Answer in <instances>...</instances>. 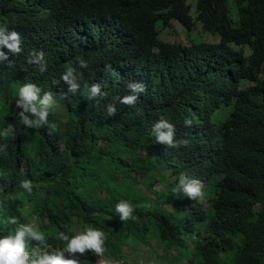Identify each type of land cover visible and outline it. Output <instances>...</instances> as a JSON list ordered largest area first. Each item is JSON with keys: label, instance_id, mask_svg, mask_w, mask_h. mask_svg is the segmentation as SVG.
Instances as JSON below:
<instances>
[{"label": "trees", "instance_id": "trees-1", "mask_svg": "<svg viewBox=\"0 0 264 264\" xmlns=\"http://www.w3.org/2000/svg\"><path fill=\"white\" fill-rule=\"evenodd\" d=\"M195 9L186 0H0V27L18 32L23 50L0 45L8 55L0 131L17 128L15 139L0 137V236L14 234L18 225L4 221L15 216L37 225L52 248L66 246L58 230L101 229L111 261L121 262L126 247L155 249L156 263L264 264V0H196ZM172 22L219 39L168 42L162 33ZM34 51L45 53L43 72L27 63ZM69 66L82 74L75 94L61 80ZM131 81L146 88L129 106L120 98ZM25 83L53 93L42 128L19 123ZM96 83L104 95L93 98ZM161 118L187 147L156 143ZM181 174L202 181L208 208L174 194ZM23 180L32 181L30 193ZM122 200L134 208L123 222L115 212ZM78 259L99 260L91 252Z\"/></svg>", "mask_w": 264, "mask_h": 264}, {"label": "clouds", "instance_id": "clouds-1", "mask_svg": "<svg viewBox=\"0 0 264 264\" xmlns=\"http://www.w3.org/2000/svg\"><path fill=\"white\" fill-rule=\"evenodd\" d=\"M0 45L6 47L13 55L20 54L21 36L16 31L7 32L4 27H0ZM45 53L43 51H34L27 57L28 64L39 65L40 71H45L47 65L44 62ZM8 60V55L0 50V62ZM88 65L80 61V67L86 68ZM82 74L78 73L75 68L69 66L61 77V80L68 85V91L75 94L79 91L80 85L78 79ZM129 94L120 98V103L125 105H134L140 93L145 91V84L139 81H131L127 84ZM90 96L95 98L103 96L101 87L98 83L93 84L89 89ZM55 106L53 93L51 91L43 92L35 83H25L18 90V99L16 107L20 109L16 113L20 125L28 129H39L48 123L50 110ZM108 114L114 115L116 108L114 105L107 106ZM186 127L192 126L190 119H185ZM17 128L14 124L9 123L2 131L0 137L5 140L8 138L15 139ZM152 135L156 143L164 144L169 148L187 147L189 141L186 139H176V128L161 118L152 126ZM0 153L7 155V145L0 143ZM20 188L27 192L32 191V181L23 180ZM174 194H183L190 200H196L203 197V183L197 178L190 177L187 174H181ZM3 201H0L2 204ZM115 212L121 222L133 218L134 208L127 201H120L115 205ZM5 224L13 225L12 232L0 236V264H79L78 256H83L91 252L98 257V264H112V261L105 258L104 242L106 234L97 228L88 227L83 232L70 236L63 231H57L56 239L66 242L62 249L52 248L47 242V237L39 227L33 223H21L15 216L5 219ZM67 253V255H65Z\"/></svg>", "mask_w": 264, "mask_h": 264}, {"label": "rangeland", "instance_id": "rangeland-1", "mask_svg": "<svg viewBox=\"0 0 264 264\" xmlns=\"http://www.w3.org/2000/svg\"><path fill=\"white\" fill-rule=\"evenodd\" d=\"M186 2L187 4L191 5V14L195 16L196 15L195 14L196 13L195 12L196 11L195 9L196 0H186ZM184 32L186 33L187 36L185 35ZM162 37L164 40L168 42H179L185 45H189L190 43L187 37H189L190 40L206 41V42H216L219 39L217 35L207 33V32L204 33L199 24L195 26L193 31H186L177 22H172L171 26L162 33ZM158 171L160 173L161 172L163 173L161 169H159ZM166 173L167 172L164 171L163 174H166ZM138 187L141 188L146 193H148V191L142 184L139 183ZM154 190L159 192V190H163V187L157 186ZM150 194L152 197H155V193H150ZM199 201L204 205V208H208V198L205 195H203L202 198H199ZM186 239H187L188 248L184 250V252L188 253V257H190V255L192 254L191 236H186ZM156 245H157V242L155 240L153 241L152 246L155 248ZM122 252H123V258L121 259V262L112 260V264H167L166 261L162 259L161 260L159 259V261H157L156 263L154 255H156V253L158 252L153 248L147 249V250L144 248H141L140 252L134 253V252L129 251L128 248L123 247ZM185 262L186 261L184 260L180 264H185Z\"/></svg>", "mask_w": 264, "mask_h": 264}]
</instances>
